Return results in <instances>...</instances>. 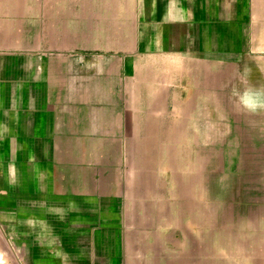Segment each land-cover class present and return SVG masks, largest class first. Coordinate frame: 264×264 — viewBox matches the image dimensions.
Returning <instances> with one entry per match:
<instances>
[{"label": "crops", "instance_id": "obj_1", "mask_svg": "<svg viewBox=\"0 0 264 264\" xmlns=\"http://www.w3.org/2000/svg\"><path fill=\"white\" fill-rule=\"evenodd\" d=\"M223 174L231 221L264 233V0H0V232L21 264H186Z\"/></svg>", "mask_w": 264, "mask_h": 264}, {"label": "rangeland", "instance_id": "obj_2", "mask_svg": "<svg viewBox=\"0 0 264 264\" xmlns=\"http://www.w3.org/2000/svg\"><path fill=\"white\" fill-rule=\"evenodd\" d=\"M238 100L241 102L242 96ZM227 130V127L220 126V167L230 164V142L226 141L230 137L225 133ZM227 180H230L229 175H220L218 206L203 215L202 235H198L197 231L196 238H188L186 264H264V233L257 232L258 224L252 221L250 227L255 231L246 232L237 216L235 220L230 219V190L226 185ZM206 200L209 199L204 198V213L211 209ZM238 210L242 212V208ZM19 257L0 232V264H21Z\"/></svg>", "mask_w": 264, "mask_h": 264}]
</instances>
